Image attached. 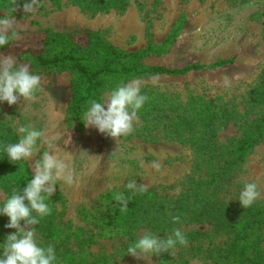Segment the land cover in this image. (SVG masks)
<instances>
[{"label": "rangeland", "instance_id": "1", "mask_svg": "<svg viewBox=\"0 0 264 264\" xmlns=\"http://www.w3.org/2000/svg\"><path fill=\"white\" fill-rule=\"evenodd\" d=\"M41 3L42 7L28 14L23 12V4L14 13L0 10V18L13 16L19 21L18 38L11 41L10 48H38L43 31L52 30L89 31L119 49L135 50L145 44L146 23L150 24L151 41L158 43L182 15L183 28L165 53L146 57L142 63L179 68L189 63L232 59L221 68L137 79L142 82L141 93L147 90L166 103L203 102L213 108L217 116L214 124L219 125L210 150L203 148V141L189 144L170 138L144 140L139 116L132 134L121 137L117 143L95 128H85L83 121L68 122L65 110L71 76L67 71L35 74L41 77V87L33 100L23 102L21 98L11 106L0 102V130L14 134L10 143L18 142L21 126L30 124L45 134L37 140L35 156L23 161L32 176V164L49 150L48 142L66 160L74 175L71 186L57 181L52 195L51 225L65 233L60 235L61 242H55V251L59 246L70 247L84 255L90 264H148L126 254L129 244L124 237H108L98 232L87 217L102 194L124 189L129 181L146 184L147 190L157 195L163 205L164 221L173 212L179 195L183 198L179 200L187 199L182 224L191 219L190 210L197 202L193 206L189 202L204 198L202 194L208 192L206 181L212 171L227 183L221 193L236 202L245 181L257 182L261 198L254 204L264 208V137L257 139L242 162L233 164L231 157L237 140L245 134L243 120L264 115V102L252 100L258 96L255 88L264 75V0H128L124 8L97 13L81 11L69 4L54 8L48 2ZM224 76L231 81L228 88L223 85ZM120 84L105 87L100 101ZM153 161L160 163L159 172L152 168ZM12 189L0 187V206ZM194 193L195 197H191ZM7 223L8 217L0 215V258L7 235L16 231L6 228ZM187 227L204 230L209 224L192 223ZM35 229L37 244L42 246L36 226ZM144 230L137 233L140 235ZM90 233L93 242L82 243ZM192 252L195 255L188 256L186 264H205L203 252ZM151 264H156L154 255Z\"/></svg>", "mask_w": 264, "mask_h": 264}, {"label": "trees", "instance_id": "2", "mask_svg": "<svg viewBox=\"0 0 264 264\" xmlns=\"http://www.w3.org/2000/svg\"><path fill=\"white\" fill-rule=\"evenodd\" d=\"M17 2L22 5L25 0H17ZM41 2H48L54 8L69 4L78 7L81 11L97 13L124 8L128 0H41ZM0 10L14 13L11 10L10 0H0ZM184 23V17L178 16L158 43L151 41L150 24L146 23L145 44L135 50L119 49L104 41L98 34L89 31L65 33L44 30L38 48H10L12 43L10 42L9 45L0 48V54H11L15 57L17 65H29L34 75L67 71L71 77L65 110L66 118L68 122L81 123L84 111L90 106L89 101L100 102L105 87L155 76H182L193 71L221 68L232 62V59H219L209 64L189 63L179 68L142 63L146 57L165 53L179 35ZM255 90L258 96L252 100L255 103L264 102V75ZM141 94L149 97L138 112L141 122L140 132L144 140L170 138L189 144L203 141V148L211 149L213 135L219 122L214 124L217 118L216 111L214 112L208 104L166 103L160 96L156 97L147 90ZM242 123L245 125V134L234 145L231 153L233 164L242 162L257 139L264 137V115L243 120ZM13 138V133L0 130V187L6 191L13 188L22 192L33 176L23 161L10 163L7 155L5 156L3 148L10 144ZM216 173L212 171L207 178L208 192L202 194L204 198H193L189 202L190 206H193L194 202L197 203L190 210L191 219L185 224H173L171 218L179 216L182 219L184 205L187 203L186 197L184 203L181 201L183 198L178 196L172 208L173 212L167 214L164 224L163 205L154 192L147 190L143 194L137 193L131 196V192L125 188L102 194L87 217L94 223V228H97L98 232L108 237H124L129 245L135 243L145 231L156 234L157 238H164L170 235L174 228L179 227L184 230L188 240L187 246L178 245L174 256L168 252L160 256L154 255L156 264H186L187 257L195 255L192 251L203 252L206 262L201 258L205 264H264V208L253 204L245 209L239 201L226 198L221 190L227 187V183L224 177H219ZM13 189L6 198L10 197ZM117 192L131 196L126 213H121L118 202L113 200V194ZM195 195L196 193L190 196L195 197ZM46 203L51 208V214L36 225L38 240L42 247H47L49 244L55 246V242L62 241L61 233L65 234L51 225L50 219L54 212L52 197ZM192 223H208L209 227L204 230L188 228L187 226ZM139 229L145 230L139 235L137 233ZM72 233L76 238L79 237L77 233ZM194 233L197 236H194ZM92 242L91 233L82 241L86 244ZM55 253L57 260L54 264H90L85 261L84 255L70 247L59 246ZM217 258L219 259L215 262L214 259Z\"/></svg>", "mask_w": 264, "mask_h": 264}, {"label": "clouds", "instance_id": "3", "mask_svg": "<svg viewBox=\"0 0 264 264\" xmlns=\"http://www.w3.org/2000/svg\"><path fill=\"white\" fill-rule=\"evenodd\" d=\"M10 6L14 12L20 8L17 0H10ZM42 6L41 0H25L22 9L28 14ZM18 28L19 21L15 17L0 18V48L18 38ZM223 85L225 88L231 86L227 76L223 77ZM40 87L41 77L32 74L29 65H17L15 57L11 54H0V102H7L11 106L17 104L21 98L23 102L33 100ZM141 88L140 80H132L117 85L100 102L90 100V106L84 111L81 119L85 128H95L99 133L113 138L116 143L121 137L132 134L138 112L149 99L148 96L141 94ZM18 132L22 134L18 142L7 144L3 148L10 163L33 158L36 154L37 140L45 135L30 124L19 127ZM48 143L49 150L44 151L32 164L31 181L22 192L13 189L10 197L0 206V215H6L9 219L5 227L16 230L7 235L2 245L3 258H0V264H54L57 260L53 245L42 247L37 244L35 226L51 214V208L46 201L55 193L57 181L71 186L74 183V175L66 160L60 158L51 142ZM152 168L159 172L161 165L158 161H153ZM125 188L131 192V196L147 191L146 184L138 185L136 181H129ZM131 196H126L124 192L113 194V200L118 202L121 213L127 212ZM259 198L261 192L257 182L245 181L238 197L241 206L247 209ZM171 220L173 224L183 223L179 216H173ZM187 244L185 231L179 227L172 229L171 234L164 238H157L156 234L145 231L135 243L127 247L126 254L138 261L144 260L151 264L153 255L160 256L168 252L174 256L178 245Z\"/></svg>", "mask_w": 264, "mask_h": 264}]
</instances>
